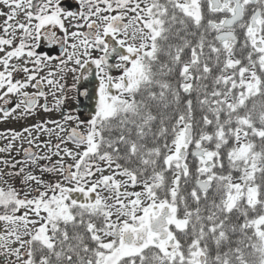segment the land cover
<instances>
[{
  "label": "snow or ice",
  "instance_id": "6c2138e0",
  "mask_svg": "<svg viewBox=\"0 0 264 264\" xmlns=\"http://www.w3.org/2000/svg\"><path fill=\"white\" fill-rule=\"evenodd\" d=\"M0 264H264V0H0Z\"/></svg>",
  "mask_w": 264,
  "mask_h": 264
}]
</instances>
